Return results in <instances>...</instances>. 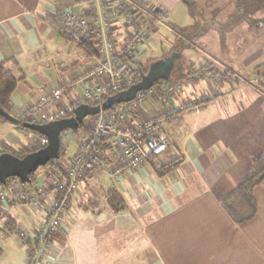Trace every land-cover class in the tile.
<instances>
[{
  "label": "crops",
  "instance_id": "crops-1",
  "mask_svg": "<svg viewBox=\"0 0 264 264\" xmlns=\"http://www.w3.org/2000/svg\"><path fill=\"white\" fill-rule=\"evenodd\" d=\"M121 1L128 2L111 0ZM156 1L168 10L181 2ZM63 8L91 16L89 0H0V61L18 78L11 95L15 115L97 62L58 33ZM117 19L112 31L119 40L124 31ZM145 47L139 46L134 60ZM218 49H208L207 60L195 63L225 79L214 84L189 76L175 100L204 96L199 112L168 115L161 122L166 151L116 183L104 170L82 177L42 264H264V180L254 190L257 210L251 220L237 224L222 206L250 171L251 159L264 155V83L242 78L227 46ZM84 86L75 84L66 97ZM165 99L161 103L167 109ZM157 109L148 98L129 113L127 125L145 122ZM9 124L0 122V152L31 149L37 136ZM178 158L176 170L157 175L156 167ZM34 176L43 178V173ZM8 213V219L0 217V264H25L28 246L18 241L14 228L21 227L32 240L46 213L13 206Z\"/></svg>",
  "mask_w": 264,
  "mask_h": 264
},
{
  "label": "built area",
  "instance_id": "built-area-1",
  "mask_svg": "<svg viewBox=\"0 0 264 264\" xmlns=\"http://www.w3.org/2000/svg\"><path fill=\"white\" fill-rule=\"evenodd\" d=\"M109 2L89 0L90 17L69 9L59 11L61 23L58 30L79 46L89 39L97 62L77 80L76 84L85 83L86 86L79 94L71 97L73 100L68 101L70 96L66 97L65 94L74 85L66 83L54 86L22 110L19 114L21 119L39 124L63 119L76 106L99 103L108 93L120 91L139 80L140 70H131L123 59L135 56L139 45L148 40L151 25L155 24L150 22L144 27L135 26L134 18L138 12L134 6L124 4L114 11ZM117 18L121 19L124 31V37L119 40L110 30ZM262 68L257 70L255 83H264ZM182 88L177 82L153 85L146 91L138 92L132 101L124 103L116 111L100 112L91 117L90 123L83 122L89 128L88 132L76 134V131H63L60 138L65 147H68L72 138H75L77 145L73 156L62 164L64 177L44 172L43 178L33 176L30 179V188L27 190L16 177L6 180L0 188V217L8 219V209L12 206L29 207L46 213V219L37 228L32 240L21 227L14 228L18 241L28 246L25 264H42L49 238L62 227L82 177L87 173L104 170L116 183L123 175L140 169L148 159L159 157L166 151L169 141L160 128L159 120L127 125V118L136 107L153 97L161 102L166 97L167 113L183 109L174 105L176 98L183 92ZM191 105H194L191 111L198 113L201 103ZM46 145V138L37 136L31 148L36 151Z\"/></svg>",
  "mask_w": 264,
  "mask_h": 264
},
{
  "label": "rangeland",
  "instance_id": "rangeland-1",
  "mask_svg": "<svg viewBox=\"0 0 264 264\" xmlns=\"http://www.w3.org/2000/svg\"><path fill=\"white\" fill-rule=\"evenodd\" d=\"M144 1L150 2L155 9L161 10L165 16L158 22L154 23L155 26L151 25L149 29L148 42H145L147 43V47H145V50L137 56L139 61H141L143 64H145L148 59L154 60L155 58L168 54L173 47V44L179 38H181V36L172 29V26L174 25L187 29V32L184 33L182 39V60H194V63L191 61L189 64H187L189 65L188 68L186 65H184V73H186L187 70L190 71L188 77L190 76V78L193 77L196 79L204 78L208 82L214 84L218 83L222 79H225L224 77L226 76L222 75L223 73H218L219 71L215 73H208L207 67H202L198 63H195L199 58L207 60L206 52L208 51V49L215 47V51L218 53V48L220 46L222 47V45H225L227 46L229 54L232 57L234 63L238 64V66L241 67V71L243 74L239 72V75L242 78L250 79V81H255L257 77V70L261 69L264 66V3L257 4V6L261 7L262 9L257 11L256 14L254 13L253 15H248L242 14V12H239L236 8L238 3L244 6L241 3V0H180V4L174 10H168L164 7H161L156 0ZM109 5L111 6V8H113L114 11H116V9H118L119 3H116L114 5L110 0ZM134 8L138 12L136 17L134 18V23H136L139 20L138 15L140 9L136 6H134ZM254 18L260 19L256 20ZM150 22L151 21H147L144 25L147 26ZM110 30H113L112 25L110 27ZM58 33L62 34L59 30ZM62 35L65 36L64 34ZM67 38L71 41L69 37ZM71 42L75 44L73 41ZM142 44L144 43H141V45ZM185 44H189L191 48L184 47ZM192 47L195 48L193 49ZM74 50L77 51L76 49ZM93 67L94 65L78 74L75 80L72 81L73 83L63 82L55 86H61L66 83H68L69 85L74 84L75 86L77 80H79L86 71ZM262 69H264V67ZM187 78L184 77L178 79L175 76L173 77L172 82H177L182 85V87H184V84L185 86L187 84V82H185ZM77 85L82 84L80 83ZM183 90L184 89L182 88V91ZM81 91L82 88L80 89L79 93ZM67 93H69V91ZM200 97H202V99L196 98L194 101H177L176 103H174V105L176 107H183V109H178L177 111L171 113H167L168 111L163 106V103H161V101H158L157 97H153L152 102L158 109L154 113V117H151L144 121L146 122L150 120H159L161 128V122L169 119L170 116L168 115H175V113L181 110L191 111L193 110L192 107L194 106L191 105L192 103H202V100H205V98L204 96ZM71 100L73 99L69 97L68 101ZM175 106L173 108L176 109ZM91 117L92 116L86 117L83 122L86 124L90 123L92 120ZM7 125L10 124L7 122ZM76 132V134H79L82 131L78 130ZM76 147L77 145L75 143V138H72L71 142L69 141L68 147L66 149V159L73 156ZM35 173L44 174L42 170H37ZM23 186V188L27 190V188L30 186V183Z\"/></svg>",
  "mask_w": 264,
  "mask_h": 264
},
{
  "label": "trees",
  "instance_id": "trees-1",
  "mask_svg": "<svg viewBox=\"0 0 264 264\" xmlns=\"http://www.w3.org/2000/svg\"><path fill=\"white\" fill-rule=\"evenodd\" d=\"M127 4L136 6L140 9V17L139 20L134 24L135 26L138 27H144L145 23L147 21H151V23H156L158 22L161 18H163L165 15L161 10L155 9L150 2H145L143 0H127ZM241 3L244 5H240V3L237 4L236 8L238 9L239 12H242V14H248V15H253L255 12L259 11L262 9L261 7L257 6V4H262L264 3L263 0H241ZM126 4V1H121L119 2L118 8H120L122 5ZM163 15V17H161ZM172 29L178 33L181 38H179L174 44L171 50L169 51L168 54L165 56H161L158 58H155L154 60L148 59L145 64L134 60L132 57H126L123 60L128 63V66L131 70L134 68H138L140 70V78L138 81L123 87L120 91L117 92H110L108 93L99 103L92 104V106L96 105H101L108 99H111L118 95L121 92L127 91L131 86L135 85L138 83L141 78L147 74L149 70L150 64L153 62L164 59L171 55L172 53H180L183 49V35L184 33L187 32V29L182 28V27H177V26H172ZM63 36L62 34H60ZM65 37V36H63ZM68 39L67 37H65ZM148 42V40H147ZM186 45V44H185ZM184 45V46H185ZM79 46V45H78ZM86 54L88 55H94V50L92 43L90 42L89 39H86L83 41V43L79 46ZM137 53L135 52V55ZM182 56L175 61L174 63V68L171 72L170 79L168 81L160 80L154 83V85H163L167 84L168 82H172L173 77L176 76V78H184L188 77L190 71H186L184 73V64L182 63ZM178 64V65H176ZM187 68L189 65H187ZM185 66V67H186ZM18 82V78L13 75V73L7 69L4 65L3 61H0V111L6 112L9 115L17 118L20 121V124L17 125L16 127L25 131H29L27 129H23L21 126V123L26 122V120L21 119L19 116L15 115L12 111L13 109V104L11 101V95L14 92L16 85ZM122 104H117L114 103L112 107L107 111V112H114L118 108H120ZM72 112L68 115V117L72 116ZM0 122L7 123L8 121L0 114ZM9 123V122H8ZM78 130H81L82 132H88L89 128L84 125L83 121L79 124ZM77 130V131H78ZM34 133L36 136H41L36 134L33 131H29ZM66 147L63 144L62 139L60 138V149H59V157L57 160H51L49 161L44 167H40L38 170H42L43 172H52L60 177H64V172H63V162L66 160L65 158V153H66ZM35 151L34 149H28L27 147H20L17 150L13 151H8V150H3L0 152H8L11 153L19 158L23 157L27 153ZM180 160L174 159L172 161H169L164 164H160L158 167L155 168V171L157 172V175L159 177H164L174 170L177 169V167L180 164ZM36 173H31L30 174V179L35 175ZM264 180V155L260 158L253 157L251 159V169L250 171L239 181L238 184L234 186V188L231 190V192L222 200V206L227 212V214L230 216V218L237 224H243L249 220H251L257 210V205L256 201L254 199V190L257 186H259ZM3 187L0 185V188ZM118 205H120L118 203Z\"/></svg>",
  "mask_w": 264,
  "mask_h": 264
},
{
  "label": "water",
  "instance_id": "water-1",
  "mask_svg": "<svg viewBox=\"0 0 264 264\" xmlns=\"http://www.w3.org/2000/svg\"><path fill=\"white\" fill-rule=\"evenodd\" d=\"M181 57V53H172L164 59L157 60L150 64L149 70L141 80L131 86L127 91L121 92L115 97L108 99L101 105L80 104L72 111L71 117H66L56 121L39 124L23 122V129L33 131L46 138L47 145L19 158L11 153L0 154V185H5L6 180L16 177L25 185L30 183V174L36 172L40 167H44L49 161L57 160L60 149V135L65 130L77 131L79 124L84 118L96 115L100 112L108 111L114 103L122 104L132 101L138 92L146 91L155 82L168 81L174 68V63ZM0 114L11 124L19 125L20 121L6 112Z\"/></svg>",
  "mask_w": 264,
  "mask_h": 264
}]
</instances>
